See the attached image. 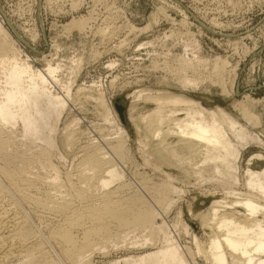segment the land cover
Returning <instances> with one entry per match:
<instances>
[{
    "label": "rangeland",
    "instance_id": "rangeland-1",
    "mask_svg": "<svg viewBox=\"0 0 264 264\" xmlns=\"http://www.w3.org/2000/svg\"><path fill=\"white\" fill-rule=\"evenodd\" d=\"M80 19L86 22L83 24L86 26H70L72 21ZM0 20L17 43H20V49L24 52L22 58L28 56L26 58L38 69H44L48 63L57 67L55 78L49 80V87L53 93L64 95L66 103L56 119L57 123H54L57 126L54 132L56 147L53 148L51 162L54 166L57 165V169L46 168L48 171H41L39 167H34L38 174L41 173V183L36 184L40 187V192L50 189L48 192L58 198L67 186L65 176H76L78 161L96 144L102 150L106 149L107 156L114 159L112 163L116 161L113 164L125 174L121 181H126L124 186L127 190L122 187L117 194L131 197L137 192L139 194L136 195L144 196L159 214L155 219L156 224L163 222L173 237L176 236L177 239L174 238L181 247L190 245L189 248L195 252L191 237L182 231V223L189 224L194 234L205 241L196 214L205 211L213 200L223 198L222 189L226 185H223L225 183L217 175L211 177V172L207 173L211 167L201 164L200 153L193 154L195 158L189 155L192 157L191 161L189 159L190 162L183 163L181 167L175 164V159L172 161L170 158V162H175L173 164L158 159L154 151L156 140L148 133L150 130L152 132V126L148 128L144 124L147 121L141 119L142 114H147L156 107V103L147 100L146 96L151 92H180L193 97L206 108L215 109L220 106L264 142V0H0ZM194 55L209 59L208 64L217 57L219 60L224 59L226 64L223 65L226 66L222 67H226V70L223 68L220 76H217L216 72L211 71V64V70L208 65H203L195 74L191 72L201 82L195 86H182L179 80L181 72H178L181 63L179 58L192 59ZM191 75L189 72V76ZM116 101L124 106V124L120 122L114 108ZM239 102H243L255 119L241 111ZM118 123L125 128L127 136L118 133ZM14 129L12 135L15 141L20 145L25 143L28 146L27 152H36L44 146L38 140L31 143L20 137L18 125ZM69 132L74 139L73 144L65 142L64 137ZM117 143L123 144V160L115 157V153L112 155L114 151L110 148ZM241 152V158L237 162L241 174L247 167L260 170L264 166V144L256 145L252 142ZM259 154L263 157H256ZM52 170H58V175H61L59 185L52 186L55 190L44 183L54 176ZM195 171L197 174L193 173ZM199 172L204 174V177L201 175L203 178ZM62 173L67 174L64 176ZM164 173L169 174L170 178ZM75 176L73 180L76 179ZM216 178L222 182L217 183L219 180ZM167 181L176 188V191H171L174 194L169 192L171 197L167 195V200H174L173 204L167 201L169 208L166 207V199V203L163 201L162 204L155 205L147 196L154 191L146 190L152 187L155 190L159 182L163 184ZM154 182L155 188L152 185ZM116 184L119 182H114L109 187L114 189L118 186ZM60 185L63 187L60 188ZM5 206L13 212L12 202L6 201ZM24 210L31 211L28 212L29 215L33 213L29 217L30 221L35 223L32 224L34 227L44 231L42 236H47L48 230L61 221L59 216L38 213V217L33 210ZM147 230L121 232V236L128 233L124 243L106 242L105 248L101 250L99 246L95 247L89 256L90 264H108L111 260H121L125 256H136L155 249L162 239L160 236L148 239L150 235ZM133 241L137 243L134 244ZM43 245L44 249L47 247V255H52L55 259L49 245L45 242ZM53 246L59 253L58 247ZM50 251L52 252L49 253ZM188 257L190 264H206L197 254Z\"/></svg>",
    "mask_w": 264,
    "mask_h": 264
},
{
    "label": "bare ground",
    "instance_id": "bare-ground-1",
    "mask_svg": "<svg viewBox=\"0 0 264 264\" xmlns=\"http://www.w3.org/2000/svg\"><path fill=\"white\" fill-rule=\"evenodd\" d=\"M83 24L86 22L80 19L72 21L70 26H86ZM19 44L0 20V264H90L89 256L95 247L99 246L101 250L105 248L106 242L124 243L128 233L124 236L121 234L123 235L125 231L133 233L135 229H148L149 234H147L150 235L148 239L160 236L161 243L153 250H146L136 256H125L121 260H111L108 264H190L188 255L196 254L206 264H264V166L260 170L247 167L241 174L237 165L242 149L247 148L252 142L256 145H263L264 142L256 134H251L252 132L250 133L220 106L215 109L206 108L201 105V102L192 99L193 97H187L180 92L179 94H153V92L148 94L147 100L154 101L156 107L147 114H142L141 119L144 122L147 121L148 124H144L148 128L152 126V132L150 130L148 133L153 136L154 141L156 140L154 151L160 161L173 164L175 162H172V159H175V164L181 167L192 158L189 155L194 156L195 153L198 155L200 153L201 164L210 166L211 168L207 167L212 170L206 169L208 171L206 172L210 171L211 177L217 175L225 183L222 184L226 185L224 187L220 184L224 187L223 198L213 200L207 205L206 210L204 208L205 211L196 214L200 227L203 229L205 241H201L194 234L189 224L184 222L182 227L180 226L182 231L191 237L195 252L189 248L190 245L185 244L181 247L176 241V236H174L175 239L163 222L156 224L158 212L152 209L144 196L136 195L139 194L136 190H134L135 194H132L134 191L127 192L132 194L131 197H123L121 192L119 194L122 197L117 194L123 189L122 187L127 190L124 186L126 181H121L125 174L123 170L115 166L116 164H113L116 161L112 163L114 159L111 160L107 156L106 149L104 151L96 144L78 161L79 169L77 167L76 176L70 174L71 178L68 172L65 173L66 176L62 173L66 177L67 186L61 193L59 192L60 195L56 194L58 198L48 192L50 189L40 192L37 183H41V176H39L41 173L38 174L34 167H39L41 171L42 169L48 171L46 168L57 169V165L54 166L51 162L52 151L56 147L54 132L57 126L54 123H57L56 119L66 103L64 95L53 93L49 87V80L55 78L57 67L48 63L44 69L35 68L26 58L28 56L25 59L22 58L24 52ZM198 57L179 58L181 61H178L181 63H179L178 72H181V76L179 74L180 77H177L182 86H195L201 82L194 78L191 72L195 74L203 65L207 67L206 65L211 64L212 70L211 65L208 69L216 72L217 76L223 68L226 70V67H222L226 66L223 65L226 64L224 59V61L219 60L220 58L217 57L208 64L209 59ZM208 69L207 72H209ZM214 79L217 77L214 76ZM99 100L101 101V98ZM242 103L239 105L241 111L255 119L253 113H250ZM120 122L122 123L121 120ZM121 123H118V133L127 136L122 126L124 123ZM17 125L21 131L20 137L30 140L31 143L38 140L44 146L38 151L35 150L36 152L28 151V154V146L25 143L18 144L12 135ZM64 138L66 143L73 144L74 139L71 133ZM119 143L113 144L114 146L110 149L114 151L112 155L115 153V157L123 160L125 151H121L123 144ZM259 156L263 157L260 154L256 157ZM195 167L198 166L195 165ZM203 167L205 166H201ZM53 173L54 176L48 179L49 181L48 176L47 181L44 182L49 188L59 185L58 180L61 175H58V170ZM193 173L197 174L196 171ZM200 173H198L200 177L204 175ZM74 176L75 180H73ZM165 176L170 178L167 173ZM219 178H216L219 180L217 183L222 182ZM114 182L119 184H116L118 186L113 189L109 186ZM59 183L63 184L60 181ZM161 183H157L159 185L156 186L157 188H155V182L152 184L155 190L152 185H150L152 188L146 189L154 191L153 194L146 192L154 204H162L163 201L171 202V198L167 200V197L173 193L171 191H176V188L168 181ZM142 185L146 186L144 183ZM178 189L177 193H179ZM169 192H171L170 195H168ZM6 201L12 202L13 212L5 206ZM172 202L174 203V200ZM166 207L169 208V205ZM27 208L35 211L38 217L40 213L59 216L61 221L56 223L57 226L49 227L47 236H42L44 231L32 225L35 223H31L29 217L33 213L29 215L31 211L28 213L24 210ZM189 212L192 214L191 210ZM146 240H144L145 243ZM44 242L53 251L55 259L52 255H47ZM133 243L136 244L137 241ZM53 245L58 247L59 253Z\"/></svg>",
    "mask_w": 264,
    "mask_h": 264
},
{
    "label": "water",
    "instance_id": "water-1",
    "mask_svg": "<svg viewBox=\"0 0 264 264\" xmlns=\"http://www.w3.org/2000/svg\"><path fill=\"white\" fill-rule=\"evenodd\" d=\"M114 106L117 110L120 120L122 121V123H125L124 114H123L124 106L122 104H118V101L115 102Z\"/></svg>",
    "mask_w": 264,
    "mask_h": 264
}]
</instances>
